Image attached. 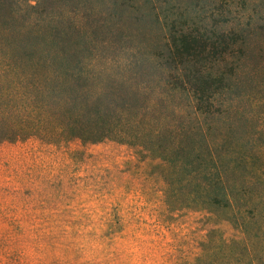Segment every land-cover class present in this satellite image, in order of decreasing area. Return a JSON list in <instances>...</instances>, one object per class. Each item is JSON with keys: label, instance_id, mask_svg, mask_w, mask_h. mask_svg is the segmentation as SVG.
<instances>
[{"label": "rangeland", "instance_id": "rangeland-1", "mask_svg": "<svg viewBox=\"0 0 264 264\" xmlns=\"http://www.w3.org/2000/svg\"><path fill=\"white\" fill-rule=\"evenodd\" d=\"M232 31L165 23L151 0H0V264H205L241 235L171 207L165 160L112 139L119 117L177 150L202 133L149 85L158 64L190 88L264 96V16Z\"/></svg>", "mask_w": 264, "mask_h": 264}, {"label": "trees", "instance_id": "trees-1", "mask_svg": "<svg viewBox=\"0 0 264 264\" xmlns=\"http://www.w3.org/2000/svg\"><path fill=\"white\" fill-rule=\"evenodd\" d=\"M151 1L165 23L195 26L208 17L230 22L233 35L264 16V0ZM149 71L151 88L196 115L202 133L190 148L177 150L147 123L119 117L112 139L165 160V201L171 207L203 209L239 230L240 236L210 247L205 264H264V96L225 98L212 88L187 87L173 67L158 64Z\"/></svg>", "mask_w": 264, "mask_h": 264}]
</instances>
